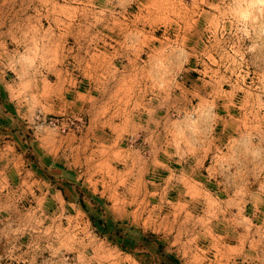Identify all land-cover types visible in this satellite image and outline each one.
I'll list each match as a JSON object with an SVG mask.
<instances>
[{
    "label": "rangeland",
    "instance_id": "obj_1",
    "mask_svg": "<svg viewBox=\"0 0 264 264\" xmlns=\"http://www.w3.org/2000/svg\"><path fill=\"white\" fill-rule=\"evenodd\" d=\"M253 3L0 0V264H264Z\"/></svg>",
    "mask_w": 264,
    "mask_h": 264
},
{
    "label": "clouds",
    "instance_id": "obj_2",
    "mask_svg": "<svg viewBox=\"0 0 264 264\" xmlns=\"http://www.w3.org/2000/svg\"><path fill=\"white\" fill-rule=\"evenodd\" d=\"M257 4L264 6V0H255V3L251 4L249 7H255ZM242 18H247V16L250 14L247 9L242 10L240 13Z\"/></svg>",
    "mask_w": 264,
    "mask_h": 264
}]
</instances>
